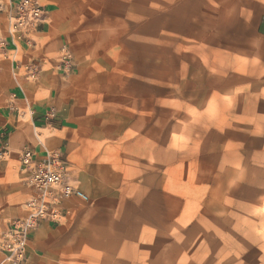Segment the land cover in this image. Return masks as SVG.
Wrapping results in <instances>:
<instances>
[{
    "label": "rangeland",
    "instance_id": "1",
    "mask_svg": "<svg viewBox=\"0 0 264 264\" xmlns=\"http://www.w3.org/2000/svg\"><path fill=\"white\" fill-rule=\"evenodd\" d=\"M65 1L77 24L63 37L72 55L65 75L134 93L133 137L113 143L115 175L156 190L164 170L167 234L182 219L180 234L167 235V264H264V109L223 92L233 78L221 49L236 37L238 14L218 11L221 0ZM43 2L52 14V0ZM5 89L0 82V98ZM19 154L0 163L27 186ZM143 211L151 218L157 205Z\"/></svg>",
    "mask_w": 264,
    "mask_h": 264
},
{
    "label": "crops",
    "instance_id": "2",
    "mask_svg": "<svg viewBox=\"0 0 264 264\" xmlns=\"http://www.w3.org/2000/svg\"><path fill=\"white\" fill-rule=\"evenodd\" d=\"M52 3L50 14L43 2L49 24L41 27L34 47L23 46L9 54L10 60H0V82L6 83L0 98V149L5 143L10 149L9 158L2 162L20 152V163L27 143L39 160L47 151L61 152L67 162V181L90 201L64 202L65 218L60 223H43L33 232L23 264H167L166 238L180 234L176 226L182 219H174L175 228L167 234L164 170L161 189L136 183V192L125 181L126 175L120 180L115 175V162L110 159L116 154L113 143L119 136L133 137L134 93L128 86L84 84L78 75H65L61 55L69 44L63 37L70 38L77 24L69 1L62 0L61 10L55 0ZM216 5L221 7L218 11L238 14L236 37L221 49L225 76L233 78V88L224 82L223 92L237 91L234 99L253 101L264 109V0H221ZM30 64L38 71L35 83L27 76ZM161 99L157 107L162 109L164 123V94ZM128 123L129 129L118 130V124ZM124 154L128 158L132 151L127 147ZM1 170L0 240L10 222L25 215L31 196L20 172L5 163H0ZM155 204L156 213L145 218L143 210L151 211ZM2 258L0 252V262Z\"/></svg>",
    "mask_w": 264,
    "mask_h": 264
},
{
    "label": "built area",
    "instance_id": "3",
    "mask_svg": "<svg viewBox=\"0 0 264 264\" xmlns=\"http://www.w3.org/2000/svg\"><path fill=\"white\" fill-rule=\"evenodd\" d=\"M47 17L48 10L42 0H0V60H10L9 54L18 52L23 46L33 48ZM71 59V50L64 45L61 55L64 70H70ZM26 72L29 79H37L35 65H27ZM9 156V145L5 143L0 149V161H6ZM20 164L26 173L31 196L25 204V215L11 221L1 236L3 258L0 264H23L31 235L41 224L60 223L65 218L62 208L67 200L89 199L67 181V162L61 152L47 151L44 160H39L35 150L25 146Z\"/></svg>",
    "mask_w": 264,
    "mask_h": 264
}]
</instances>
